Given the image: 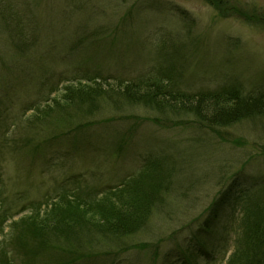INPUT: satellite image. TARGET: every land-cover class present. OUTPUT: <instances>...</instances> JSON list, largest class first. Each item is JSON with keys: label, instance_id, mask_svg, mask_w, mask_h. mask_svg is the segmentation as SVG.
<instances>
[{"label": "rangeland", "instance_id": "obj_1", "mask_svg": "<svg viewBox=\"0 0 264 264\" xmlns=\"http://www.w3.org/2000/svg\"><path fill=\"white\" fill-rule=\"evenodd\" d=\"M144 1V6L154 5L156 10H143ZM219 1L222 17L204 0H0V222L5 216L1 246L11 247L4 238L12 221L36 211L42 215L60 194L100 199L140 171L146 154L165 156L169 167L175 165L171 191L164 194V205L150 226L152 239L173 233L180 240L190 230L197 234L208 206L222 193L221 223L227 222L228 213L235 218L243 212L241 195H263L260 116L244 118L218 136L195 124L166 126L163 114L138 105L127 111L131 119L120 115L109 120L111 112L99 114L94 126L75 136V141L81 140L75 149L38 137L31 145L15 143L22 136L15 128H24L37 97L41 103L53 83L131 79L149 72L152 60L157 55L160 59L155 48L166 33L188 53L185 58L175 56L181 63L188 58L180 77L174 76L176 88L208 93L235 83L243 93L264 95V0ZM19 23L23 33L13 29ZM92 31L96 34L86 37ZM104 31L108 40L101 37ZM154 115L159 117L156 122L151 121ZM134 120L136 126L128 129ZM239 172L241 178L235 179ZM85 235L95 237V243L85 240L82 247L102 238L96 232ZM234 235L219 226L207 239L212 257L207 261L206 253L200 252L196 264H223ZM146 256L137 250L116 264H145ZM22 259L19 251L12 261L20 264ZM156 262L167 264L161 254Z\"/></svg>", "mask_w": 264, "mask_h": 264}, {"label": "trees", "instance_id": "obj_2", "mask_svg": "<svg viewBox=\"0 0 264 264\" xmlns=\"http://www.w3.org/2000/svg\"><path fill=\"white\" fill-rule=\"evenodd\" d=\"M204 1L222 17L224 11H220L219 0ZM144 4L145 1L143 10L157 8ZM21 25H13V29L17 27L23 33ZM94 34L92 31L86 37ZM10 36L14 38L12 33ZM101 37L108 40L109 34L104 31ZM165 37L155 48L159 49L158 53L160 51V59L157 55L152 60L149 72L142 71L131 79L87 78L84 82L63 83L58 90L50 87L48 92H55L54 95H48L44 104L36 106L33 113L25 117L24 128H15L22 133L16 145H31L38 137L44 143H68L75 149L78 143L75 136L94 126L99 114L111 112L114 116L109 120L120 115L126 118L131 114L127 111L138 105L163 114L166 126L195 124L198 130L207 128L218 136L223 129L244 118L264 117V96L243 93L240 84L233 83L208 93L182 92L176 88L178 79L175 77H180L188 58L181 63L175 56L180 54L185 58L188 53L177 39L173 40L171 33H166ZM79 39L82 40V36ZM111 42L109 40V45H113ZM182 117L189 119L184 121ZM157 118L154 115L151 121L156 122ZM130 124H135V120ZM17 125L18 122L14 126ZM142 158L140 171L122 179L100 199L83 200L79 196L70 198L60 194L42 215L36 211L12 221L4 238L12 248L0 243L3 249L0 264H14L12 258H18L19 251L23 256L20 264H116L126 254L137 250L147 254L145 264H156L159 254L167 264H196V256H202L200 252L206 253L207 261L212 257L207 239L209 241L221 225L235 232L231 252L223 264H264V192L263 195H241L238 201L242 202L243 212L235 218L228 213L225 223H221L222 193L208 206L197 234L190 230L180 240L173 233L166 238L156 236L152 239L150 226L164 205V194L171 191L175 165L169 167L165 156L146 154ZM240 173L234 178H241ZM65 229L68 230L63 231ZM86 232H96L97 238H102L96 239L95 245L82 247L87 244L85 240L95 243V237L91 239Z\"/></svg>", "mask_w": 264, "mask_h": 264}]
</instances>
